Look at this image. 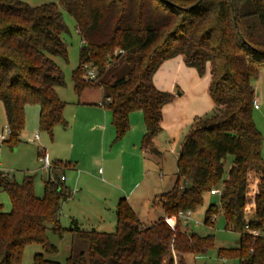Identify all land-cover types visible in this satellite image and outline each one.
<instances>
[{
  "label": "trees",
  "instance_id": "obj_1",
  "mask_svg": "<svg viewBox=\"0 0 264 264\" xmlns=\"http://www.w3.org/2000/svg\"><path fill=\"white\" fill-rule=\"evenodd\" d=\"M59 1L75 18L83 41L73 71L75 90L81 94L89 86L103 87L101 102L112 113L116 140L129 131L130 114L141 110L146 125L141 150L161 153L155 139L163 129L164 107L181 93L160 89L154 76L172 58L180 57L201 78H208L214 105L211 114L194 119L183 138L177 179L156 197L163 216L144 226L129 199L121 197L113 232L83 229L74 219L69 230L88 240L89 248L72 252L67 264H187L185 254L207 253L215 244L214 235L189 231L180 218L172 226L166 217L196 212L213 189H220L219 202L208 206L204 222L212 226L214 217L222 214L226 228L240 234L238 246L219 249L221 257L264 264L263 136L253 116L256 82L264 77V0ZM65 30L55 2L33 6L0 0V101L12 144L20 141L27 105L40 107V127L52 137L58 124L68 127L66 102L57 92L66 82L55 59L68 61L61 37ZM121 58L127 72L105 79ZM90 68L96 77L87 81ZM68 166L62 160L51 164L53 177L45 182L41 197L35 193L33 175L17 181L0 173V193L7 192L11 200V209L5 211L0 199V264H21L32 243L44 250L34 255L33 264H61L46 254L58 252L48 230L60 236L67 230L61 213L72 190L58 169ZM247 225L259 234L248 231Z\"/></svg>",
  "mask_w": 264,
  "mask_h": 264
},
{
  "label": "rangeland",
  "instance_id": "obj_2",
  "mask_svg": "<svg viewBox=\"0 0 264 264\" xmlns=\"http://www.w3.org/2000/svg\"><path fill=\"white\" fill-rule=\"evenodd\" d=\"M22 1L33 6L55 2L63 14L66 30L61 37L68 47V61L61 57L55 59L64 73L66 82L64 86L57 87V92L66 102L63 114L68 127L58 124L52 137L40 127V107L27 105L25 126L20 133V141L12 144L10 134H6L5 140L1 137L7 131L8 123L4 105L0 101V173L10 174L17 181H22L25 174L33 175L35 193L41 197L44 194V184L50 175L49 170L43 167L40 152H47L51 164L55 160L69 164L66 168L58 169V173L72 190V197L63 203L61 213L62 226L67 230L62 236L51 229L48 230L49 239L57 246L58 252L46 254L52 260L67 264L66 259L72 252L78 253L89 248L88 240L74 236L69 230L73 226L74 219L83 229L95 228L99 231L113 232L116 229L117 204L121 197L130 198L129 201L144 226L151 225L163 216L164 212L160 201L156 198L157 194L173 187L178 176L177 159L183 138L194 119L211 114L214 105L208 94V78H201L195 68L187 66L179 59L183 69H180L179 63L168 67L170 68L166 75L168 77H164L163 84V90L170 89L178 95L181 93L175 104L177 113L182 111L179 132L171 141L165 137V131L160 132V144H156V147L161 153L149 151L143 153V156L141 144L146 125L141 110L130 114L129 131L123 138L116 140L112 113L99 104L105 98L103 87L89 86L81 94L75 90L73 71L79 64V52L83 44L75 18L59 0ZM127 69L128 65L121 58L104 78L107 79L113 74L124 75ZM186 69L196 72L199 78L195 89L189 87V80L184 73ZM256 85V97L260 106L254 109L253 116L263 136L264 158L263 75ZM175 113L170 116L171 120L175 118ZM231 164L230 155L225 160V176ZM51 176L53 177V173ZM148 195H151L150 200ZM0 199L4 210L9 211L11 200L8 193L2 191ZM218 202L217 190L213 189L205 193L203 204L188 220L189 231L200 235L213 234L215 244L205 254L186 253L187 264H239L237 259L221 257L219 249L238 246L240 234L226 228L222 214L215 217L212 226L204 222L208 206ZM39 252H44L40 244H29L25 248L21 264H33L34 255Z\"/></svg>",
  "mask_w": 264,
  "mask_h": 264
},
{
  "label": "crops",
  "instance_id": "obj_3",
  "mask_svg": "<svg viewBox=\"0 0 264 264\" xmlns=\"http://www.w3.org/2000/svg\"><path fill=\"white\" fill-rule=\"evenodd\" d=\"M174 59H176V60H174ZM179 59H181V58L180 57H175V58H172V59L168 60L167 62H165L163 68L160 69L155 74V76H154V82H155V84H156L157 87H159L160 89H163L164 88V86H163V84L165 83L164 82L165 81V78L164 77L169 73L168 69L170 70V68H168V67H170L171 65H175V64H178L179 63L180 69L181 70L183 69L182 62H179ZM184 73L186 75V78L189 80V87L191 86V88H194L195 89L196 83H197V81L199 79L198 76H197V74H196V72H194L192 70L186 69V70H184ZM166 77H168V76H166ZM172 80H173V78L171 79L170 83L172 82ZM186 82H187V80H186ZM167 90H170V89H167ZM176 103H177V100L175 102H173V103L167 104L164 107V111H163V129H162V131H165V137L166 138L168 137L167 139H169V141L174 140L175 137L177 136V133L179 132L178 129H179V124H180V119H181L180 117H181L182 111L179 112V114L177 113V106L175 105ZM174 112H176L174 114L176 116H175V118L173 120H171V117L170 116ZM172 122H173V124L171 125ZM160 135H161V133L156 137L155 144H160V140H159ZM45 153H47V152L45 151ZM142 154H143V152H142ZM143 156H144V154H143ZM49 175L51 176V172L50 171H49ZM159 194H162V193H159ZM159 194H157V195H159ZM148 196H149L148 197V200H150L151 199L150 198L151 195H148ZM131 206H132V203H131ZM133 209H134V207H133ZM135 212H136V210H135Z\"/></svg>",
  "mask_w": 264,
  "mask_h": 264
},
{
  "label": "built area",
  "instance_id": "obj_4",
  "mask_svg": "<svg viewBox=\"0 0 264 264\" xmlns=\"http://www.w3.org/2000/svg\"><path fill=\"white\" fill-rule=\"evenodd\" d=\"M96 77V71L94 68H90L87 72V75H86V80H93L94 78ZM100 104L103 105V102H100ZM253 104H254V107L255 108H259V102H258V99L256 97V92H255V97H254V101H253ZM11 133V129L9 126H7V131L1 135L2 139L5 140L6 139V134H10ZM41 161L43 162V167L47 168V169H50L51 167V162H50V159H49V156L47 153H43L41 156ZM218 191V194L220 193V189H217ZM192 215H193V212L191 210H188V211H181L179 212L178 216L174 217V216H168L166 217V220L168 221L169 224H171L172 226L175 225V221L177 218H180L182 219L185 223L188 222L189 219L192 218ZM215 218V217H214ZM198 223V221H196ZM246 229L248 231H250L251 233H253L254 235H258L259 234V230L257 229H251L248 225L246 226Z\"/></svg>",
  "mask_w": 264,
  "mask_h": 264
}]
</instances>
